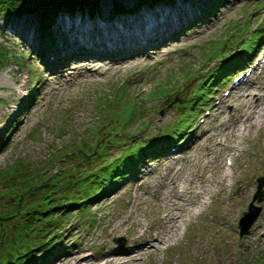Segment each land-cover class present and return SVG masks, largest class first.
I'll return each mask as SVG.
<instances>
[{
  "label": "rangeland",
  "instance_id": "1",
  "mask_svg": "<svg viewBox=\"0 0 264 264\" xmlns=\"http://www.w3.org/2000/svg\"><path fill=\"white\" fill-rule=\"evenodd\" d=\"M101 1L92 13L77 7L71 13L59 12L41 35L43 27L36 11L9 18L0 11V76L10 81L13 72L14 80H25L20 92L16 83L0 86V264L7 251L23 241L24 237L17 235L20 229L37 222L30 216L38 211V206L33 208L40 199L38 194L48 189V196H57L65 189L49 185L55 181L53 171L62 167L68 180L73 181L67 190L77 194L83 179H74L93 164L118 155L126 147L122 143L125 139L147 141L187 121L176 145L137 166L129 180L90 205L69 210L71 215L63 218L62 228L57 229L62 232L51 245V250H59L50 264H84L85 259H81L86 255L127 246L140 212L152 232L158 225L157 211L166 188L162 174L167 171L168 177L180 164L177 173L191 170L200 179L210 173L217 177L224 166L233 171L232 186L224 183L211 197L208 209L191 222L176 244L161 243L156 256L140 252L128 264H264V201L254 200L253 204L260 207L259 214L242 235L237 223L252 199L257 178L264 177V132L246 135L242 140L234 129H223L224 116L220 118L219 114L233 109L235 87L241 81L233 84L230 77L234 73L214 81L216 87H206L202 95L196 92L220 62L226 63L230 55L238 56L255 37L264 21V0H155L141 5L137 0H109L102 14L105 17L117 15L111 11L116 4L127 9L123 13L138 7L178 4L189 6L188 19L174 17L161 41L144 46L126 44L97 50L99 45L90 48L78 44L65 52L60 47L54 49L52 43L47 53L41 50L38 42L42 45L50 40L61 18L91 21L103 12ZM131 14H122V18ZM22 17L35 22V41H27L17 29ZM253 48L244 60L251 62L250 68L238 73L252 71L245 75L247 80L258 74L260 67L255 68V63L264 53V37ZM108 65L117 66V70L106 68ZM84 71L89 78L82 75ZM242 88L253 91L248 84ZM205 92L211 96L205 97ZM115 130L119 131L113 133ZM211 132L217 134L218 141L235 143L240 138L243 149L224 153L222 143H215ZM83 146L93 148L94 153L76 149ZM210 147L216 148L212 166L206 165L210 156H205ZM173 154L181 160L170 164ZM213 179L208 177V181ZM35 182L38 184L32 186ZM122 220H128L130 226L126 235L118 227Z\"/></svg>",
  "mask_w": 264,
  "mask_h": 264
},
{
  "label": "bare ground",
  "instance_id": "2",
  "mask_svg": "<svg viewBox=\"0 0 264 264\" xmlns=\"http://www.w3.org/2000/svg\"><path fill=\"white\" fill-rule=\"evenodd\" d=\"M100 4L103 12H101L100 16L96 14L97 18L91 21L84 18H81L84 21L61 18L55 25L58 31H54L53 34L52 29L49 30L50 33L52 32L55 41L52 42L51 35L50 40L46 43L42 42L41 45V42H38L41 50L47 53V48L52 43L54 44V49H59L60 47V50L65 52L70 51L71 49L69 48L72 45L78 44H87L90 48L99 45L95 47L97 50L116 49L126 44L130 46L148 45L154 40L161 41L164 38L163 35L167 31L165 29L171 25L174 17L176 19L187 18L186 11L189 8L188 5L182 7L178 4H170L168 6L162 4L152 8L149 6L144 8L138 7L134 11H129L132 12L131 15L122 18V14H129V12L113 11L112 14H117L116 16L112 15L113 17H111L110 15L109 17H105L102 14L104 13V8L106 9V4H110L109 0H102ZM96 13H99L98 8ZM35 25L32 19L29 20L27 17H22L21 22L17 24V29L26 36L27 41L32 42L36 39L34 33ZM110 67H114L113 70H117V66L112 65H108L106 68L109 69ZM257 67L260 68L255 77H251L249 80L243 76L240 78L239 85L235 87L237 94L232 100L233 109L229 113L221 111L219 114L220 118L224 116L222 122L223 129L225 131L230 130V128L234 129L242 140L246 135L257 134L260 130L264 132V80H261L262 76H264L262 74L264 72V53L256 61L255 68ZM62 71L66 74L64 69ZM84 74H86L85 77L89 76V73L86 71L82 75ZM13 75V72L9 74L10 81L8 77L4 75L0 76V86L9 87L11 84L16 83V90L20 92L25 84V80L19 78L14 80ZM245 84H248L253 91H248L247 87L245 89L242 88ZM230 98L225 99L229 100ZM216 136L217 134H214V132L210 133L211 138L215 139ZM240 138L235 143L226 141L225 139L224 141L215 139V143H222L220 148H222L224 153L233 148L240 151L243 149L240 144ZM215 149L213 147L205 152V156H210L208 162L211 165L206 163L208 166H212V153H214L213 150ZM172 157L169 160L170 164L175 163L176 160H181L175 154ZM181 168L182 164L178 165L177 169L169 172L168 177H165L167 171H164L162 174L163 179L161 182L166 188L160 199L162 201L160 210L157 211L158 225L153 228L152 232L145 221V214L140 212L137 215L138 219L133 222V235L127 238V246L108 249L92 256L86 255L85 258L81 259H85L84 264H128L136 254L144 251L152 252L156 256L161 243L176 244L183 237L191 222H194L198 215L208 209L211 197L215 196L222 189L224 183L228 188L232 186L233 171L224 166H222L221 172L217 177L213 176L212 173L209 174L208 177L211 179H213L212 177H216L210 181H208V177L200 179L191 170H187L186 173L182 174L177 173ZM174 174L176 175L174 176ZM168 183L170 184L169 187L166 186ZM118 227L123 229L122 234L126 235L125 230L130 228L128 220L119 222ZM77 263L78 261H74L72 264Z\"/></svg>",
  "mask_w": 264,
  "mask_h": 264
},
{
  "label": "trees",
  "instance_id": "3",
  "mask_svg": "<svg viewBox=\"0 0 264 264\" xmlns=\"http://www.w3.org/2000/svg\"><path fill=\"white\" fill-rule=\"evenodd\" d=\"M151 1L155 0H137V5L150 3ZM97 2L98 0H0V11L8 16V18L36 11L40 24L43 27L42 33H45L48 25L59 12L65 10V12L71 13L74 7H77L80 11L87 9L92 13ZM123 9L126 8L122 4H116L113 6L112 11L123 12ZM254 35L255 37L242 48L243 50L240 54H237L238 56L233 55V58L229 57V59L232 58L231 62H228L229 59H226V63H222L221 66L213 69V72L207 76L205 82H200L197 86L198 90H196L198 96L202 95L206 87H212L214 81L224 79L226 76L234 73L235 70L244 68V60L249 57V52L254 50L253 47L256 42L258 43L263 39L264 22ZM214 86L216 87V85ZM204 96L210 97V94L205 92ZM191 99L194 101V98ZM188 123V121L185 125L180 123L181 125H177L174 129H167L156 138H147V141L139 139L135 143L136 140L131 139L127 141L125 139L122 143L126 144V147L118 155L110 157L100 164H93L84 174L74 179V182L83 179V186L77 194L67 190L71 187L70 185L73 181L71 179L68 180V177L62 172V167L57 169V171H53L55 176L53 179L55 181L52 180L49 185L55 184L60 189L64 186L65 189L57 192V196H48V189L38 194L40 199L37 200L35 206L34 203L32 204L33 208L38 206V211L32 216L29 215L35 218L37 222L27 228L25 227L22 231L20 229L17 235L20 238L24 237L23 241L17 242L14 250L7 251L8 255H6L2 264H50L53 260L52 258L56 259L59 250V248L51 250V245L62 232L61 229L58 231L57 229L62 228L60 224L62 223L63 225V218L65 217L67 220L68 217L66 216L71 215L69 210L75 206L79 210L83 205H90L92 200L103 196L123 181L129 180L130 174L134 173L137 166L139 167V165L148 159H156L157 155H160L162 152L165 153L171 146L176 145L175 141L179 142L182 139L181 132ZM116 131L119 130H115L113 133ZM76 149L84 150L88 154L94 153L93 148L88 150L85 146L76 147ZM35 184H38V182L31 185L35 186ZM52 191L54 192L55 190ZM24 211L28 210L24 209ZM52 228H55L56 231H51Z\"/></svg>",
  "mask_w": 264,
  "mask_h": 264
},
{
  "label": "water",
  "instance_id": "4",
  "mask_svg": "<svg viewBox=\"0 0 264 264\" xmlns=\"http://www.w3.org/2000/svg\"><path fill=\"white\" fill-rule=\"evenodd\" d=\"M264 177L259 176L257 178V185L256 190L252 196L251 201L247 205V209L242 211L241 216L238 219V228H239V235H242L245 233L252 222L256 219V217L259 214L260 207L257 205H254V200L256 201H264ZM120 239V238H119Z\"/></svg>",
  "mask_w": 264,
  "mask_h": 264
}]
</instances>
